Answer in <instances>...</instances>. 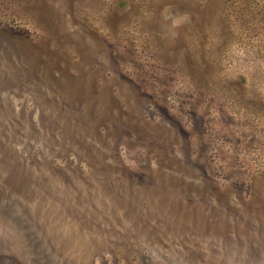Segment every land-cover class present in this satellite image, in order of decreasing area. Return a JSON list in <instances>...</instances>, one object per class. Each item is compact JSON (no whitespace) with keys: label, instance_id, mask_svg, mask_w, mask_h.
Here are the masks:
<instances>
[{"label":"rangeland","instance_id":"obj_1","mask_svg":"<svg viewBox=\"0 0 264 264\" xmlns=\"http://www.w3.org/2000/svg\"><path fill=\"white\" fill-rule=\"evenodd\" d=\"M0 264H264V0H0Z\"/></svg>","mask_w":264,"mask_h":264}]
</instances>
